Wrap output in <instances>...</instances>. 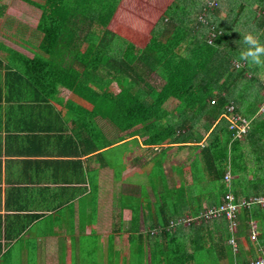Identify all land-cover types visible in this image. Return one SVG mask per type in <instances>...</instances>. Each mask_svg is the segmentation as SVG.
<instances>
[{
    "label": "trees",
    "instance_id": "16d2710c",
    "mask_svg": "<svg viewBox=\"0 0 264 264\" xmlns=\"http://www.w3.org/2000/svg\"><path fill=\"white\" fill-rule=\"evenodd\" d=\"M26 1L42 11V55L25 61L31 85L51 100L57 98L59 86L72 91V105L79 106L82 147L102 150L104 137L96 124L100 118L122 133L142 136L151 146L174 138L206 141L201 157L215 172L213 192H230L226 177L232 166V174L241 178L239 184L246 182V187H232L239 204L245 198L264 197V140L256 144L258 149L249 160L253 165H247L242 175L241 159L233 154H238L240 144L230 149L233 134L226 118L231 103L250 120L264 118L258 117L264 105V63L240 59L244 36L253 34L264 43V0H220V8L207 11L209 26L200 17L213 0ZM224 13L226 19L221 21ZM212 33L218 37L211 43ZM154 73L165 81L161 88L148 81ZM171 98L180 101L175 112L166 108ZM262 122L254 121L249 137L264 134ZM251 175L254 179L247 182ZM173 221L167 219L162 226L170 230ZM255 225L261 228L256 241ZM188 228L196 234L164 235L171 244L186 247L190 238L194 245L196 252L183 257L172 249L174 261L207 255L249 264L264 257V208L240 215L236 254L229 246L227 219ZM212 230L222 235L201 234Z\"/></svg>",
    "mask_w": 264,
    "mask_h": 264
},
{
    "label": "crops",
    "instance_id": "0c3cea01",
    "mask_svg": "<svg viewBox=\"0 0 264 264\" xmlns=\"http://www.w3.org/2000/svg\"><path fill=\"white\" fill-rule=\"evenodd\" d=\"M41 17L26 0H0V264H229L199 254L174 261L172 249L183 257L194 245L164 237L196 234L190 226L165 230L167 219L198 217L223 203L201 157L206 141L151 146L100 118L107 145L82 147L72 91L59 86L51 100L31 85L25 61L42 55ZM261 140L264 134L238 142L242 175ZM240 181L233 175L232 187H246ZM212 231L201 234L222 235Z\"/></svg>",
    "mask_w": 264,
    "mask_h": 264
},
{
    "label": "built area",
    "instance_id": "2783aa9c",
    "mask_svg": "<svg viewBox=\"0 0 264 264\" xmlns=\"http://www.w3.org/2000/svg\"><path fill=\"white\" fill-rule=\"evenodd\" d=\"M218 2L219 0L211 1L205 14L207 15V11L209 9H217ZM201 21L206 23V16H202ZM210 37V42L212 43L215 39H217L218 36L217 34L212 33ZM241 66L242 65H237L238 68H240ZM261 116H264V105L261 107L260 114L258 117ZM226 118L229 120L230 131L233 134V142H242L247 137H249L253 129L254 121H251L248 118L239 114L234 103H231V105L228 106ZM226 180L228 186L230 187V192L226 194L225 198L223 199V203L220 206L213 207L198 217H188L178 222H173L172 227H170L169 229L173 230L178 228L179 226H192L195 224L201 225L204 223H209L218 219L225 218L229 221L231 227V239L229 241V246L232 248L235 254L238 253L237 230L239 228V217L245 210H251L254 207L264 208V197L253 198L251 200H244L239 204L234 195V192L232 191V170H230V172L228 173ZM253 239L256 241L255 236H253ZM249 264H264V257H259L258 259L250 260Z\"/></svg>",
    "mask_w": 264,
    "mask_h": 264
},
{
    "label": "clouds",
    "instance_id": "9594fccd",
    "mask_svg": "<svg viewBox=\"0 0 264 264\" xmlns=\"http://www.w3.org/2000/svg\"><path fill=\"white\" fill-rule=\"evenodd\" d=\"M240 59L250 64L264 63V43L259 41L253 34L243 37V50Z\"/></svg>",
    "mask_w": 264,
    "mask_h": 264
},
{
    "label": "rangeland",
    "instance_id": "374dc122",
    "mask_svg": "<svg viewBox=\"0 0 264 264\" xmlns=\"http://www.w3.org/2000/svg\"><path fill=\"white\" fill-rule=\"evenodd\" d=\"M14 2H18V0H13ZM34 1H37V2H44V0H34ZM29 3V2H28ZM218 6V8H220V0H219V2H218V4H217ZM217 8V9H218ZM205 14V13H204ZM203 14V15H204ZM204 16H206V14L204 15ZM208 17H209V14L207 15ZM36 19H37V21H39V18L38 17H36ZM225 19H226V14L224 13V14H222L221 15V21H225ZM200 22H201V17H200ZM37 23L35 22V25H36ZM202 24H204V25H206V26H209L210 25V23H208V21H206V23L205 22H203ZM251 77V76H250ZM262 79H264V76H262ZM148 81H149V83H151L152 85H154V86H156V87H162L164 84H165V81L163 80V78L160 76V75H158L157 73H154V74H151V76L148 78ZM113 88L116 90V91H119V88H118V86H117V84L116 83H114L113 84ZM175 101H172V100H169V101H172V102H169L168 103V106H166L167 108H170V109H173V110H175L177 107H178V105H179V103H178V105H177V99H174ZM172 110V111H173ZM245 117H249L248 116V114H245L244 115ZM255 228H254V230L252 231V235L253 236H255L256 238L260 235V232H261V228H259L257 225H255L254 226ZM229 264H233V261L232 260H229Z\"/></svg>",
    "mask_w": 264,
    "mask_h": 264
}]
</instances>
